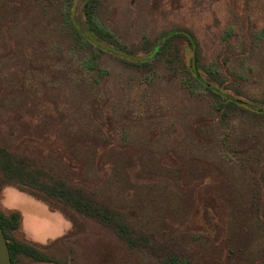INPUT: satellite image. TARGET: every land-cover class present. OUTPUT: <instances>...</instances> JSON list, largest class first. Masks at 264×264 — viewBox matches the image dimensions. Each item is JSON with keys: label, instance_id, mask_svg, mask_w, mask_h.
<instances>
[{"label": "rangeland", "instance_id": "374dc122", "mask_svg": "<svg viewBox=\"0 0 264 264\" xmlns=\"http://www.w3.org/2000/svg\"><path fill=\"white\" fill-rule=\"evenodd\" d=\"M0 147L149 244L0 174L15 264H264V0H0Z\"/></svg>", "mask_w": 264, "mask_h": 264}, {"label": "trees", "instance_id": "16d2710c", "mask_svg": "<svg viewBox=\"0 0 264 264\" xmlns=\"http://www.w3.org/2000/svg\"><path fill=\"white\" fill-rule=\"evenodd\" d=\"M172 35L173 33L169 34V36ZM173 36H187L192 47H196L193 39L183 32L174 34ZM89 43L86 44L88 45ZM225 102L229 103V106L237 104L236 99L228 96ZM28 166L25 160L12 156L7 150L0 147V174H2L4 182H10L16 185L20 192L31 195L45 203L51 205V202H58L84 217L93 219L111 231L119 241L130 250L148 247V238L144 234L140 235L135 233L124 217L117 211L100 205L101 203L97 200L91 199L79 189L69 187L64 181L54 179V177L47 176L45 173H40L41 171L39 173L34 169V171H32ZM16 221H18V216H16V219L12 216L9 228L16 229ZM5 224L6 223L0 218V226L7 241L11 264H15L21 257H27L36 262L47 259L45 255H42L34 246L9 242ZM162 263L189 264L188 261L173 255H165L162 258Z\"/></svg>", "mask_w": 264, "mask_h": 264}, {"label": "water", "instance_id": "95a60500", "mask_svg": "<svg viewBox=\"0 0 264 264\" xmlns=\"http://www.w3.org/2000/svg\"><path fill=\"white\" fill-rule=\"evenodd\" d=\"M0 264H11L7 241L0 226Z\"/></svg>", "mask_w": 264, "mask_h": 264}]
</instances>
